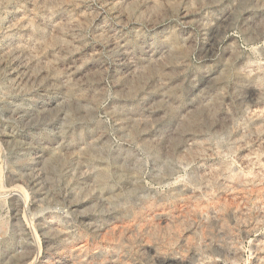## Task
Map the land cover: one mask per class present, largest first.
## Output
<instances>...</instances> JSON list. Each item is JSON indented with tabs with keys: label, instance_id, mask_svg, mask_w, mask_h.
I'll use <instances>...</instances> for the list:
<instances>
[{
	"label": "rangeland",
	"instance_id": "374dc122",
	"mask_svg": "<svg viewBox=\"0 0 264 264\" xmlns=\"http://www.w3.org/2000/svg\"><path fill=\"white\" fill-rule=\"evenodd\" d=\"M0 264H264V0H0Z\"/></svg>",
	"mask_w": 264,
	"mask_h": 264
}]
</instances>
